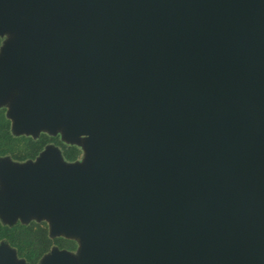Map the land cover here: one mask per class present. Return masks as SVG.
Returning <instances> with one entry per match:
<instances>
[{
  "label": "water",
  "instance_id": "1",
  "mask_svg": "<svg viewBox=\"0 0 264 264\" xmlns=\"http://www.w3.org/2000/svg\"><path fill=\"white\" fill-rule=\"evenodd\" d=\"M21 25L0 89L90 142L10 175L86 241L53 264H264V0H0V37Z\"/></svg>",
  "mask_w": 264,
  "mask_h": 264
},
{
  "label": "rangeland",
  "instance_id": "2",
  "mask_svg": "<svg viewBox=\"0 0 264 264\" xmlns=\"http://www.w3.org/2000/svg\"><path fill=\"white\" fill-rule=\"evenodd\" d=\"M25 29V25L18 26L14 28L13 32L6 33L2 38L5 41L6 39L10 41H14L16 39H19ZM9 52L7 49L3 50L0 53V69L2 66L5 65L6 60L9 59ZM12 85V84H11ZM26 96V91H24L23 88H18L16 85L8 86L5 89H0V106H5L7 108H10V110H14L13 113H11V120L13 123V131L15 133H27L26 131L31 132L30 135L37 136L38 134L42 132H46L49 130L52 126V124H48L46 122H40L36 125H26V121L21 115V100H23ZM23 98V99H22ZM61 125H58L57 129L54 131L56 135H59L62 139H68L73 141V144L78 146L81 149V155L78 159H76L78 162L83 161L84 157V151L85 148H89L90 142L88 141V138L86 135H79L76 136L73 134V131H71V128H69V124L67 121H62L60 123ZM51 126V127H50ZM38 129L40 131H38ZM64 137V138H63ZM71 143V142H69ZM89 144V145H88ZM85 147V148H84ZM49 151H54L56 157H58L59 160L55 157L56 161L60 162L62 161L63 164L73 163L72 161H68L64 158L61 148L49 144L45 147V149L41 152V154L35 158L25 161H17L12 159L10 156H0V220L3 223L6 224H13L17 221H23L26 223L31 222L32 220L35 221H45L48 224L49 229H52V224H54L53 233L54 235L60 234L61 236H65L67 238L75 239L77 242V249L75 251H68L64 252L60 249H57L56 247H52L51 250L42 257L40 262L38 264H53L58 258L66 256L67 259H73V261L79 260L81 258L84 250L86 249V241L82 238L80 233L78 231H59L58 228H60V221H59V215L54 212L53 210L46 208L40 204H36V206H32L31 208L27 210H16L13 209L15 202H17L19 190L18 186L15 184L14 178H12L11 173L12 169H15L17 166L28 162H34L36 163L39 159V162L43 160L45 157V153ZM61 163V162H60ZM61 163V164H62ZM88 162H83V166L81 167V170L85 173L88 172ZM69 164H67L68 166ZM66 166V167H67ZM3 167V168H2ZM71 168L68 166L65 168V171H70ZM73 172V171H72ZM10 173V174H7ZM57 236V235H56ZM5 258L8 262H12V264H26L25 261H23L22 258H19L16 255V251L14 248H12L7 242L2 241L0 243V261ZM0 264H5L4 262H0Z\"/></svg>",
  "mask_w": 264,
  "mask_h": 264
},
{
  "label": "trees",
  "instance_id": "3",
  "mask_svg": "<svg viewBox=\"0 0 264 264\" xmlns=\"http://www.w3.org/2000/svg\"><path fill=\"white\" fill-rule=\"evenodd\" d=\"M2 41L3 38L0 37V46ZM49 144L60 147L68 161H75L81 155L78 146L64 142L59 135L42 132L34 138L26 134H14L11 120L7 116V108L0 107V156H10L17 161L35 159ZM2 241L14 248L17 256L28 264H38L52 247L75 251L78 246L75 239L64 236L52 237L48 224L35 220L29 223L17 221L12 225L0 220V243Z\"/></svg>",
  "mask_w": 264,
  "mask_h": 264
}]
</instances>
